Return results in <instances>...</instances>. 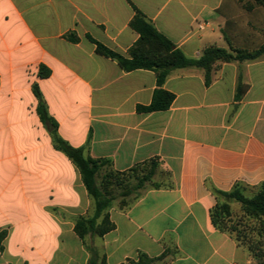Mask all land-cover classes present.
<instances>
[{"label":"crops","instance_id":"obj_1","mask_svg":"<svg viewBox=\"0 0 264 264\" xmlns=\"http://www.w3.org/2000/svg\"><path fill=\"white\" fill-rule=\"evenodd\" d=\"M132 5L189 59L212 46L229 50L219 45L228 40L256 48L254 27L264 33V7L247 11L238 0H0V264H89L96 248L107 264L158 258L166 248L178 253L155 262H238L237 243L213 227L210 210L213 190L264 184V57L217 63L209 87L202 69H174L163 86L175 95L170 109L138 113L152 101L155 73L124 72L87 38L128 57L139 39ZM240 76L248 90L237 103ZM34 84L59 136L86 156L120 172L160 161L153 182L166 186L147 184L129 206H113L115 229L103 237L83 242L74 231L93 201L77 167L54 148ZM54 221L72 235L73 251Z\"/></svg>","mask_w":264,"mask_h":264},{"label":"trees","instance_id":"obj_2","mask_svg":"<svg viewBox=\"0 0 264 264\" xmlns=\"http://www.w3.org/2000/svg\"><path fill=\"white\" fill-rule=\"evenodd\" d=\"M254 5L255 7H264V0H254ZM132 7L134 17L130 22V27L139 35V39L130 48L128 57L111 50L90 36L87 38L95 45V51L98 55L115 61L124 72L148 70L155 73L157 87L152 101L148 106H138V113H153L170 109L175 100V95L165 90L163 86L170 72L174 69L188 67L202 69L205 73V85L209 87L212 83V72L217 63L255 61L264 57V43L258 48L249 49L234 47L228 40L229 50L212 46L205 49L199 59H189L169 39L158 32L144 13L134 5ZM65 39L72 43L79 42L75 33L65 35ZM42 69L39 73L40 77H48L49 72L43 73ZM247 90L248 85L243 83L240 76L235 95L237 103L242 100ZM33 93L38 99V116L48 129L54 148L62 152L77 167L83 185L94 202V215L92 217L81 216L75 223L74 231L83 242L85 237L90 234L103 237L115 229V224L110 219V210L116 200L115 189L122 190L120 204L121 209H124L129 206L126 201L127 197L153 182L160 161L155 158L120 172L113 168L109 160L86 156L84 148H74L59 136L58 125L50 117L48 107L37 84L33 85ZM102 171L103 174L101 175ZM99 175H101L100 183L97 181ZM154 185L156 189L160 188V185ZM248 191L253 193L248 195ZM213 194L216 198V204L210 210V219L216 230L229 235L237 245L239 241L248 238V227L242 220L234 217L231 204L236 202L241 205L243 219H254L259 222L257 234L260 238H264V184L251 188L239 183L229 192L213 190ZM6 235L5 231L0 233V251H3L2 243ZM92 253L93 257L89 264H96V253L94 251ZM177 253L176 250L166 248L165 252L158 258H149L147 255L139 253L136 261L128 260V262L130 264H152ZM101 264H107L105 257L101 260Z\"/></svg>","mask_w":264,"mask_h":264},{"label":"rangeland","instance_id":"obj_3","mask_svg":"<svg viewBox=\"0 0 264 264\" xmlns=\"http://www.w3.org/2000/svg\"><path fill=\"white\" fill-rule=\"evenodd\" d=\"M239 3L241 4V6L243 7V9L247 10V11H251L253 9H256L258 7H255L254 5V0H238ZM262 16H264L262 14ZM254 47H260L263 43H264V33L262 32V30L258 29L257 27H254ZM219 45H225V47H228L229 43L227 42H220ZM103 174V171L101 173V175ZM101 175H99V177L97 178L98 183H100L101 180ZM154 184H158L155 182H152L150 184H148V187H154ZM160 187L166 186V185H161L159 184ZM122 190L121 189H115V198L116 200L113 202V206L117 205L119 208H121V194ZM253 192L248 191L247 194L251 195ZM139 195V191L138 192H133L129 197L126 198V201L130 204L132 202H134ZM93 201V200H92ZM232 207V211L234 214V217L239 218L240 220H242L245 225L248 227V238L246 240H241L238 243V247H239V258H238V262L236 264H264V238H260L257 234V230L259 228V222H257L254 219H243L242 218V211H241V205L239 203L236 202H232L231 204ZM95 212V206H94V202L92 203V210L90 212V214L88 215V217H92L94 215ZM37 220H40L41 222H45L47 223L48 221H46V219L39 213V211H37V216H36ZM49 224V223H48ZM51 226H53L58 234H60L61 239L63 241L66 240L65 244H68L69 246H71L70 250H74L73 248H75V242L74 240H72V235L69 234L68 229L63 226L62 224L59 226V223L57 222H51L50 223ZM96 239V237H94V240ZM88 243H91L90 240H88ZM69 249V248H68ZM101 256H102V252L100 248H96V264H101ZM169 261L166 262H154L152 264H168ZM128 264V263H127Z\"/></svg>","mask_w":264,"mask_h":264}]
</instances>
